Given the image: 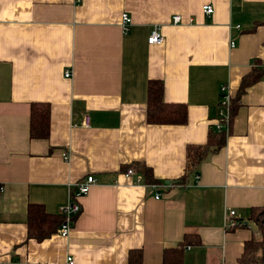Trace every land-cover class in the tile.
Here are the masks:
<instances>
[{
    "label": "crops",
    "instance_id": "0c3cea01",
    "mask_svg": "<svg viewBox=\"0 0 264 264\" xmlns=\"http://www.w3.org/2000/svg\"><path fill=\"white\" fill-rule=\"evenodd\" d=\"M155 24L162 41L148 44ZM260 70L264 0H0V264H64L67 254L73 264H165L163 248L181 241L178 264L236 263L260 237L245 224L225 227L229 210L239 221L264 204V76L237 95ZM149 79L162 82L164 101L185 105L184 123L146 121ZM222 84L236 102L223 144L172 182L185 146L214 134ZM41 103L47 136L29 137L31 106ZM138 164L172 185L155 198L124 174ZM88 173L95 180L68 233L58 223L29 236L27 205L58 214Z\"/></svg>",
    "mask_w": 264,
    "mask_h": 264
},
{
    "label": "trees",
    "instance_id": "16d2710c",
    "mask_svg": "<svg viewBox=\"0 0 264 264\" xmlns=\"http://www.w3.org/2000/svg\"><path fill=\"white\" fill-rule=\"evenodd\" d=\"M264 71V70H263ZM263 71L250 73L240 81L237 95L244 87L262 76ZM146 121L149 123H184L186 120V107L183 103L167 102L162 98V82L158 79H149L146 85ZM33 104L29 114L28 134L29 137L44 138L48 133V105L41 103L38 106ZM236 102L230 98V117L234 111ZM214 134H209V142L205 144H187L185 146L184 172L180 178L172 182L182 183L185 175L195 170L203 155L209 150H215L224 142V129H211ZM212 133V132H211ZM141 174V180L145 183L157 182L152 177L151 169L138 164L135 168ZM248 218L252 220L260 232L259 239H249L244 243L241 256L234 264H264V204L254 208ZM27 234L36 239H41L49 234L55 226L62 220L60 213L46 212L39 203H29L26 208ZM181 241L177 245L164 247L162 250V262L165 264H178L180 261L182 245Z\"/></svg>",
    "mask_w": 264,
    "mask_h": 264
},
{
    "label": "built area",
    "instance_id": "2783aa9c",
    "mask_svg": "<svg viewBox=\"0 0 264 264\" xmlns=\"http://www.w3.org/2000/svg\"><path fill=\"white\" fill-rule=\"evenodd\" d=\"M212 5L209 3H204L201 5V10L204 13H210L212 11ZM171 21L172 22H179L181 21L180 15L179 14H172L171 15ZM130 23V17L129 14L125 11L120 13V27L125 32L128 28V25ZM162 41V34L160 32V28L158 25H153L151 29L149 30V33L146 36V42L148 44L152 43H159ZM229 45H233V41H229ZM69 70H64V76H68ZM262 76H264V71L262 73ZM219 105L220 109L218 111V119L214 123V128L216 130H219L221 128H225V126L228 123V120L230 118V97L228 92L225 90V85L222 84L220 86V98H219ZM80 123L83 126H87L89 123V117L85 113L83 114ZM74 124V123H73ZM124 174L130 175L134 174L135 175V182H142L145 185H149L152 188L155 189V192L153 193V196L156 198L160 195V188L165 187V186H171L172 183L170 182H153V183H145L141 180V174L139 172H134V170L131 167H128ZM194 181L198 178V173L194 171L193 177ZM95 178L92 174L88 173L86 174L83 178L80 180L76 181L73 184V188L70 191L69 194V200L62 204L58 208V212L62 216V220L59 222L58 225V233L62 236L66 235L68 231L71 229L73 225V217L79 213L81 206L79 204V198L85 194L88 191L89 186L91 185L92 182H94ZM234 215L233 210H229L228 214L225 215V227H232L238 224V221L234 219L232 216ZM64 264H73V258L70 254H67L65 256V263Z\"/></svg>",
    "mask_w": 264,
    "mask_h": 264
},
{
    "label": "water",
    "instance_id": "95a60500",
    "mask_svg": "<svg viewBox=\"0 0 264 264\" xmlns=\"http://www.w3.org/2000/svg\"><path fill=\"white\" fill-rule=\"evenodd\" d=\"M239 224H245L247 226H249V228L255 230L256 229V225L255 223L252 221V220H249L247 218H241L239 221H238Z\"/></svg>",
    "mask_w": 264,
    "mask_h": 264
},
{
    "label": "rangeland",
    "instance_id": "374dc122",
    "mask_svg": "<svg viewBox=\"0 0 264 264\" xmlns=\"http://www.w3.org/2000/svg\"><path fill=\"white\" fill-rule=\"evenodd\" d=\"M260 238V237H259Z\"/></svg>",
    "mask_w": 264,
    "mask_h": 264
}]
</instances>
